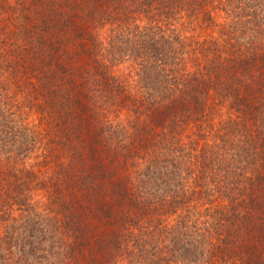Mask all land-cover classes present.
<instances>
[{"label":"trees","instance_id":"trees-1","mask_svg":"<svg viewBox=\"0 0 264 264\" xmlns=\"http://www.w3.org/2000/svg\"><path fill=\"white\" fill-rule=\"evenodd\" d=\"M0 264H264V0H0Z\"/></svg>","mask_w":264,"mask_h":264}]
</instances>
